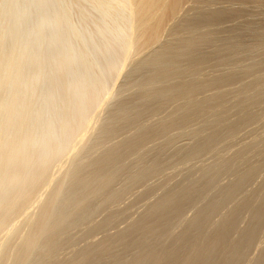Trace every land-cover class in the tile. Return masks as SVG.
<instances>
[{"label":"bare ground","instance_id":"1","mask_svg":"<svg viewBox=\"0 0 264 264\" xmlns=\"http://www.w3.org/2000/svg\"><path fill=\"white\" fill-rule=\"evenodd\" d=\"M263 230L264 0H0V264H259Z\"/></svg>","mask_w":264,"mask_h":264},{"label":"rangeland","instance_id":"2","mask_svg":"<svg viewBox=\"0 0 264 264\" xmlns=\"http://www.w3.org/2000/svg\"><path fill=\"white\" fill-rule=\"evenodd\" d=\"M243 133H247V132H243ZM246 135L248 136V134H246ZM246 135H245V134H243V136H242V134L240 135V136L242 137V138L240 137L241 141H242V140H245V139H244V136H246ZM247 136L245 137L246 139L248 138ZM239 141H240V140H239ZM205 159H206V160H205ZM203 160H205V162L207 161V163H208V162H210V160H212V159H211L210 157L205 156V157L203 158ZM224 177H225V178H224ZM224 177H222L221 181H222V183L224 182V184H225V183L227 184V183L230 181V178L228 177V179H229V181H228L227 176H224ZM225 180H226V181H225ZM156 181H157V180H156ZM255 186H256V185H255ZM137 187H138V188H137ZM137 187H136V190H135L136 193L139 191V189H141V187H140V188H139V186H137ZM131 194H133V195H130V194H129V195H128V196H129V197H128V200L126 199L127 196H126V198H124L125 200L121 202V205H122V206L125 205V203H126V204H129L131 201H133L134 199H136V198H134V194H135V193L133 192V193H131ZM135 196H136V194H135ZM131 198H132L133 200H132ZM130 199H131V201H130ZM125 201H126V202H125ZM128 202H129V203H128ZM141 203L143 204V202H141V201L138 202V203H137V206H136L137 208H134V207H133V208L130 210L131 213H133V214L130 215L131 213H129V214H128V215H130L129 217L134 218V217H136V216L139 214V212L142 211L143 207H140V206H144V204L141 205ZM138 206H139V207H138ZM135 209H136V210H135ZM132 211H133V212H132ZM134 213H135V214H134ZM137 213H138V214H137ZM190 213H191V215H192L193 212L188 210V211H187V215H188V216H191ZM136 214H137V215H136ZM101 216H102V214L99 215L98 219L102 218ZM129 217H128V218H129ZM129 219H130V218H129ZM123 220H124V221H123ZM125 223H126V220H125V219L120 220V221L116 224L117 226H116V225L113 226V227L111 228L112 230L110 229V231H111V232H115V230H117L118 228H123V227H125V225H126ZM115 228H117V229H115ZM263 231H264V230H263ZM263 231H262V233H264ZM261 235H262V238H263L264 234H261ZM101 236H103L102 233H97L96 235L93 236L92 239H95V240H96V238H97V240H98V238H99V239L102 238ZM94 237H96V238H94ZM83 243H84V241L80 242L81 245H82ZM257 244H258L259 246H257V248H255ZM257 244L255 245V247H253L254 249L252 248L253 250L251 249L250 252H249V256H250L249 258H251V259L254 258V257L257 255V252L259 253V251L263 248V247H262V248H260V247H261V245L264 244V241H263V244H262V243H261V244H260V243H257ZM263 246H264V245H263ZM256 249H258V250H256ZM69 251H70L69 249L66 250V252H64V255H65V254H68ZM252 252H253V253H252ZM250 254H251V255H250ZM254 254H255V256H254ZM262 262L264 263V258L260 261L259 264H262Z\"/></svg>","mask_w":264,"mask_h":264}]
</instances>
